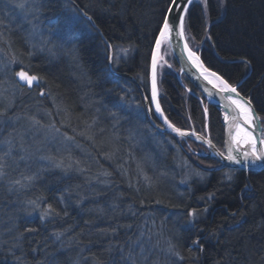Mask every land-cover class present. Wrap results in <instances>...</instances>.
Here are the masks:
<instances>
[{
  "label": "trees",
  "instance_id": "16d2710c",
  "mask_svg": "<svg viewBox=\"0 0 264 264\" xmlns=\"http://www.w3.org/2000/svg\"><path fill=\"white\" fill-rule=\"evenodd\" d=\"M171 1L35 0L44 47L35 46L21 16L2 22L19 42L24 70L40 84L19 86L13 110L0 107V117L49 109L38 102L44 89L64 112L63 131L85 148L75 154L87 168L64 174L45 167L29 151L30 140L18 144L23 140L13 129L21 122L0 120V264H131L140 255L134 245L141 225L151 216L157 239L162 235L172 251L157 247L146 264H264V169L220 167L200 155V142L153 128L132 79L148 96L151 55ZM184 30L204 65L251 100L264 138V0H194ZM104 39L113 49V71ZM158 98L171 123L206 132L223 149L221 110L174 57L158 79ZM143 130L162 147L157 193L150 189L156 168L142 160L137 132ZM4 142H12L11 160L4 158ZM181 159L201 177L177 172Z\"/></svg>",
  "mask_w": 264,
  "mask_h": 264
},
{
  "label": "rangeland",
  "instance_id": "374dc122",
  "mask_svg": "<svg viewBox=\"0 0 264 264\" xmlns=\"http://www.w3.org/2000/svg\"><path fill=\"white\" fill-rule=\"evenodd\" d=\"M198 1H200L202 4H205L206 0ZM0 6L2 9L4 7L3 11L0 12V107H2L1 109L11 111L15 106V95H18V93L22 92L19 89L20 85L15 79V72L16 69L24 70L25 62H23L22 58L15 50L16 45L19 43L18 40H16V38L11 40L9 29L5 28V24H2V22H14L18 16H21L22 26L28 27L32 30V37L34 38L32 41L36 47H44L43 45H45L44 41L46 39L45 32L37 21V14L35 13L37 6L35 0H0ZM23 19H25V21ZM165 42L166 43L162 48V54L157 65L158 79L163 71L172 67L173 55L169 43L167 41ZM35 46L32 45L31 47ZM38 94L41 95V99L43 100H39L38 102L47 103L49 109L43 110L42 107L38 105L32 108L33 110H31L29 114H25L24 117H0V120L2 122L10 121L9 125L15 124L19 121L22 123L13 129L14 132H17L19 140H23V142L20 141L18 144H25L24 139L30 140L31 144H29V146L31 147H29V151L32 153V155L34 154V151L35 153H39L35 154L37 156V161L39 159L41 164L43 163L45 167L58 169L64 174L80 173L85 171L87 168L86 164H83V161L79 159L81 157L77 156L79 155L78 152L77 155L75 154L76 150L84 151L85 148L82 146V144L76 142L75 139L69 135H66L62 129L65 122L63 123L61 121L58 123V120H61V116L59 114L64 113L62 112L61 106L57 103L56 99L51 94H47L44 89H40ZM39 110L40 112H37ZM146 131L147 130L137 132V135H139V137H143L141 152L142 160L151 164L152 168H156V173L153 175V177L151 176V181L154 182L152 183L153 185L150 189L157 193V153L162 149V147L157 144V142L151 140L149 138V134H147ZM111 136L112 135L109 134L107 138H110ZM11 138L15 139L14 136ZM155 138L157 137L155 136ZM2 145L3 150H6L4 158L8 157L11 160L9 153L13 147L12 142H4ZM202 149H197V151L204 152V149ZM193 150V148L190 149V151ZM18 151L20 154L23 153V151L20 149ZM41 152L44 155L40 154ZM178 155L179 154H176V158ZM20 157H22V155H20ZM25 158L26 157H23L21 159L24 160ZM180 161L175 163L176 168L178 167L176 170L178 172L179 170L183 169L185 175H187L186 179L190 177L189 174H192L195 177L200 176L199 172H194L193 170L189 171L186 167L188 164L183 162V159ZM31 172L32 170H29V173ZM29 173H27V175ZM23 174L26 175L25 172ZM137 174L140 175L139 172ZM172 176L173 175H171V177ZM159 178L166 177L163 174H159ZM100 179L103 180L102 177H100L98 180ZM151 217L152 219L149 220L148 223H146L143 227L141 225V231L139 232L138 239L135 240L134 245L136 253L140 255H138L137 260L133 258L131 264H146L149 262L153 251H156L157 254V247L164 254H169L172 251V247L167 244L162 235L159 236V240L157 239V225L154 222L155 220L153 216ZM144 240L147 241L146 243H149L148 246H145L142 243ZM164 254H162V256H164ZM150 264H152V262Z\"/></svg>",
  "mask_w": 264,
  "mask_h": 264
},
{
  "label": "water",
  "instance_id": "95a60500",
  "mask_svg": "<svg viewBox=\"0 0 264 264\" xmlns=\"http://www.w3.org/2000/svg\"><path fill=\"white\" fill-rule=\"evenodd\" d=\"M193 2H189V0H176L175 4L173 0L171 1L167 12L165 14L162 26L157 34L152 55H151V63H150V73H149V86L150 91L147 96L143 87L137 82L134 78L133 81L137 85L142 100L144 102L145 110L147 118L153 128L160 132H165L172 134L174 136L187 137L192 140L200 142L205 148L206 152L200 153L202 156L209 157L214 159L219 163L220 167L241 169L246 171H259L264 169V144H261L260 141L264 140L262 136V126L261 119L253 106L251 100L241 94L237 88V86H232L228 83L223 77H221L218 73L213 70L207 68L202 62L200 56L197 52L193 51L189 46L184 30L185 17L187 10L190 4ZM179 5L180 7H177ZM77 7V6H76ZM78 9V7H77ZM81 14H83L86 18L90 19V16L85 14L81 9H78ZM183 16V35H179L180 31V20L179 17ZM168 20L170 29H165V20ZM92 25H94L91 20ZM162 30L164 34L161 35ZM166 35L167 42L169 43L171 52L173 54L174 60L180 67V71L186 76V78L191 82V84L204 95V97L210 102L218 107L222 112V123L224 126V146L223 150L219 149L217 145L211 140L208 133L205 135L198 133L194 130L183 129L175 126L171 123L167 117L165 116L161 105L159 103L158 98V79H157V66H154V53L160 45V40L162 36ZM109 56V67L113 71V49L111 44L104 39ZM159 41V43H158ZM195 53L197 57L200 59L202 65L205 67L206 71L215 77L217 82H213L204 75V73L199 69L195 63L191 59L190 53ZM24 72L29 77H36L35 80L32 81L31 85L24 79L18 75L19 73ZM116 73V72H115ZM155 74V97L153 95V75ZM122 75V74H121ZM124 76H129L128 74H123ZM15 77L17 82L22 86H38L40 84V80L35 75H30L28 72L24 70H18L15 73ZM131 77V76H129ZM235 89L233 92L231 89ZM231 97V99H230ZM245 104L251 111V122L249 125L245 122L237 103ZM157 105H159V111L157 110ZM156 118H154V116ZM255 117V118H253ZM244 125L248 130H250L253 134V148L247 144L245 146H241L238 142L235 141V136L239 127ZM177 129L179 131H177ZM229 149H231V154L236 157V160H229L227 157L229 155ZM249 153V156L245 158L244 153ZM256 155H260L261 158L259 160L256 159ZM239 161V162H237Z\"/></svg>",
  "mask_w": 264,
  "mask_h": 264
},
{
  "label": "bare ground",
  "instance_id": "6f19581e",
  "mask_svg": "<svg viewBox=\"0 0 264 264\" xmlns=\"http://www.w3.org/2000/svg\"><path fill=\"white\" fill-rule=\"evenodd\" d=\"M166 35L162 36L161 40H160V45L157 48L156 52L154 53V58H155V65H158V61L161 57L162 54V48L164 46V44L166 43L165 41H167L166 39ZM191 55V59L192 61L195 63V65L201 69V71L204 73L205 76H207L208 78H210V80H212L213 82H217V80L215 79V77H212L211 74L208 73V71H206L205 67L202 65L200 59L197 57V55L195 53H190ZM158 69V68H157ZM239 110L244 118V120L248 121L247 124L251 125V111L250 109L243 103H237ZM235 141L238 142L239 145L241 146H245L247 144H249L252 148H253V134L250 130H248L244 125H241L239 127V130L237 131V134L235 136Z\"/></svg>",
  "mask_w": 264,
  "mask_h": 264
},
{
  "label": "snow or ice",
  "instance_id": "6c2138e0",
  "mask_svg": "<svg viewBox=\"0 0 264 264\" xmlns=\"http://www.w3.org/2000/svg\"><path fill=\"white\" fill-rule=\"evenodd\" d=\"M175 2H176V0H173V3H174V4H175ZM189 2H191V0H189ZM177 7H180V6L177 5ZM179 20H180V31L178 32V34H179V35H183V20H184V17H183V16H180V17H179ZM164 27H165V29H169V30H171V29H170L169 22H168L167 19L165 20V25H164ZM163 34H164V31L162 30L161 35H163ZM158 43H159V41H158ZM153 63H154V66H155V58H154ZM18 75L21 77V79L26 80V81L28 82L29 85H31L32 81L36 79V77H29V76H28L26 73H24V72H21V73H19ZM231 90H232L233 92L235 91L234 88L231 89ZM153 95H154V97H155V74L153 75ZM230 99H231V97H230ZM157 110L159 111V105H157ZM253 118H255V117H253ZM245 122L247 123L248 121L246 120ZM177 131H179V130L177 129ZM260 143H261V144H264V140H261ZM244 156H245V158H247V157L249 156V153H247V152L244 153ZM227 158H228L229 160H236V157L233 156V155L231 154V149H229V155H228ZM260 158H261L260 155H256V159H257V160H259ZM237 162H239V161H237Z\"/></svg>",
  "mask_w": 264,
  "mask_h": 264
}]
</instances>
